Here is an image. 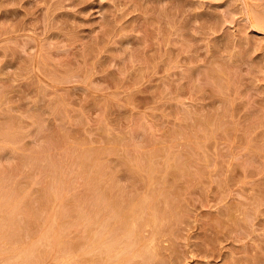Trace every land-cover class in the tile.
<instances>
[{"label": "rangeland", "instance_id": "1", "mask_svg": "<svg viewBox=\"0 0 264 264\" xmlns=\"http://www.w3.org/2000/svg\"><path fill=\"white\" fill-rule=\"evenodd\" d=\"M66 221L110 264H264V0H0V263L63 264Z\"/></svg>", "mask_w": 264, "mask_h": 264}, {"label": "bare ground", "instance_id": "2", "mask_svg": "<svg viewBox=\"0 0 264 264\" xmlns=\"http://www.w3.org/2000/svg\"><path fill=\"white\" fill-rule=\"evenodd\" d=\"M75 205V204H74ZM79 206V205H78ZM113 206V205H112ZM114 206H115V204H114ZM117 207V206H116ZM116 207H115V209H116ZM68 208V207H67ZM114 208V207H113ZM119 208V207H118ZM140 208V207H139ZM68 210V209H67ZM79 210V209H78ZM72 211V210H71ZM81 209H80V214H81ZM75 212V211H74ZM63 213V212H62ZM79 213V212H78ZM144 213V212H143ZM119 214H120V212H119ZM118 214V215H119ZM133 214H135V213H133ZM68 215V214H67ZM82 215H84V214H81V216ZM85 215H86V213H85ZM127 215V214H126ZM138 215V214H137ZM139 215H140V213H139ZM138 215V216H139ZM144 215V214H143ZM146 215V214H145ZM157 215V214H156ZM155 215V216H156ZM89 216V215H88ZM116 216V215H115ZM114 216V217H115ZM120 216V215H119ZM122 216V215H121ZM132 216V215H131ZM131 216H130V218H131ZM137 216V217H138ZM141 216H142V214H141ZM140 216V217H141ZM155 216H154V218H155ZM85 217V216H84ZM95 217V216H94ZM123 217V216H122ZM61 218V217H60ZM64 218V217H63ZM130 218H128V220L130 219ZM117 220H119L118 218H116ZM127 219V218H126ZM125 219V220H126ZM148 219V218H147ZM146 219V220H147ZM157 218H155V220H156ZM74 220V219H73ZM87 220V219H86ZM128 220L127 221H125L126 223L128 222ZM132 220V219H131ZM68 221V220H67ZM66 221V225L65 226H63V228L65 229L64 231H63V234H62V239L61 238H59V239H61V241H65V248L64 249H61V250H63L64 252H65V254L64 253H62V254H64L65 256H67V258L65 257V256H63V257H65L68 261H70V262H68V263H72L73 264V262L75 263V264H80V262H81V260L82 259H84V258H86V256H89V255H91V256H96V260H95V264L97 263V264H110V260L112 261L113 259L112 258H114V257H112V258H110L109 256H110V250L112 249V243L109 241V239H104L103 237H99L97 234L98 233H100V231L98 232H95L94 231V233L95 234H92L93 233V231H91L90 232V230H88V229H86V230H84L83 232L86 234V236L84 235V233L83 232H79V228H77L78 226H80L81 224H80V222H78L79 223V225H78V223H77V227L75 226L74 228H75V230L80 234V233H82L81 235H79V234H77V236L75 235V237H73L72 236V228H73V226H71V223L70 222H67ZM74 221H76V220H74ZM80 221H82V220H80ZM102 221V220H101ZM120 221V220H119ZM130 221V220H129ZM134 221H138V220H133V222ZM142 221H143V219H142ZM73 222V221H72ZM117 223H118V221H116ZM129 223V222H128ZM127 223V224H128ZM154 222H152V224H153ZM161 223V222H160ZM60 224V223H59ZM76 224V223H75ZM93 224H95V223H93ZM115 224V223H114ZM135 224H136V222H135ZM135 224H132V225H135ZM154 224H156V222L154 223ZM153 224V225H154ZM5 225V224H4ZM100 225H103V224H100ZM116 225V224H115ZM114 225V228L113 229H115L116 228V226ZM124 225V224H123ZM126 225V224H125ZM124 225V226H125ZM139 225V224H138ZM82 226L84 227V225L82 224ZM87 226H88V224H87ZM91 226H92V223H91ZM112 226V225H111ZM158 226V225H157ZM2 227H3V225H2ZM1 227V228H2ZM5 227V226H4ZM29 227V226H28ZM94 227V226H93ZM97 227H99V226H97ZM101 227V226H100ZM107 227V226H106ZM136 227H137V225H136ZM149 227V226H148ZM41 228V227H40ZM59 228H60V226H59ZM62 228V229H63ZM91 228V227H90ZM105 228V227H104ZM108 228V227H107ZM118 228V227H117ZM120 228V227H119ZM119 228H118V230H119ZM122 228V227H121ZM124 229H125V227H123ZM122 228V229H123ZM159 228V227H158ZM72 229V230H71ZM81 229H82V227H81ZM112 229V228H111ZM134 229H135V227H134ZM133 229V230H134ZM164 229V228H163ZM7 230V229H6ZM9 230V229H8ZM99 230H101V229H99ZM132 230V231H133ZM139 230V229H138ZM137 230V231H138ZM154 230V229H153ZM23 231H25V230H23ZM125 231V230H124ZM135 231V230H134ZM4 232V231H3ZM73 232H75V231H73ZM109 232H111L110 231V229H109ZM126 232V231H125ZM159 232V231H158ZM27 233V235L28 234H30V233H28V232H26ZM62 232H60L59 233V236L58 237H61V234ZM88 233L89 234H92V235H88ZM108 233V232H107ZM114 233H115V231H114ZM121 233V232H120ZM132 233V232H131ZM130 233V234H131ZM143 233V232H142ZM8 234V233H7ZM13 234V233H12ZM103 234H104V231H103ZM129 234V235H130ZM134 234V233H133ZM138 234H139V232H138ZM138 234H134L133 236H135V237H132V241H136V240H138V242H137V244H139L140 243V239H139V237L141 236H139ZM159 234V233H158ZM126 235V234H125ZM136 235H137V237H136ZM160 235V234H159ZM7 236V235H6ZM14 236V235H13ZM64 236V237H63ZM104 236V235H103ZM127 236V235H126ZM10 237V236H9ZM105 237V236H104ZM115 237V236H114ZM122 237H123V235H122ZM121 237V238H122ZM32 238V237H31ZM105 238H107V237H105ZM125 238V237H124ZM150 238V237H149ZM158 238V237H157ZM116 239V238H115ZM123 239V238H122ZM26 240V239H25ZM30 240V239H29ZM54 240V239H53ZM73 240H75V241H73ZM111 240H113L114 241V239H111ZM118 239H116L115 240V244H117V241ZM121 240V239H120ZM131 240V239H130ZM142 240V239H141ZM37 241V240H36ZM35 241V242H36ZM72 241L73 242H75V243H72ZM150 241V240H149ZM12 242H13V240H12ZM32 242V241H31ZM38 242H39V240H38ZM37 242V243H38ZM134 242H132V243H134ZM145 242V241H144ZM153 242V241H152ZM155 242V241H154ZM40 243V242H39ZM54 243V242H53ZM114 243V242H113ZM34 244V243H33ZM55 244H58V239L56 240V243ZM64 244V243H63ZM135 244V243H134ZM134 244H132V245H134ZM157 244V243H156ZM1 245V244H0ZM32 245V244H31ZM41 245V244H40ZM14 246V245H13ZM35 245H33L32 246V248L34 247ZM37 246V245H36ZM35 246V247H36ZM39 246V245H38ZM41 246H43V245H41ZM56 246V245H55ZM125 246H126V244H125ZM137 246V245H136ZM139 246V245H138ZM138 246H137V248H138ZM15 247V246H14ZM14 247L13 248H11L12 250H11V252L10 251H8L9 250V248H8V252L6 253V254H3V255H5V259L0 263V264H16V262H17V258H18V260L20 259V258H22V255H25V257H26V255L27 254H22V252H21V254L22 255H20V253H19V250H17V249H15L16 251H18V253H16V254H18L17 256H19V257H17L16 256V254L15 255H11V254H8L9 252L10 253H12L13 254V250H14ZM35 247H34V249H35ZM57 247H59V244H58V246ZM61 248H62V246H60ZM59 247V248H60ZM115 247V246H114ZM113 247V248H114ZM117 247V246H116ZM115 247V249H117ZM140 247V246H139ZM153 247V246H152ZM155 247V246H154ZM28 248H31V246L29 247L28 246ZM31 248V249H32ZM42 248V247H41ZM130 248V247H129ZM141 248V247H140ZM26 249V247L23 249V250H25ZM44 249H45V247H44ZM53 249H54V247H53ZM123 249V248H122ZM157 249V248H156ZM14 250V251H15ZM22 250V251H23ZM29 250V249H28ZM33 250V249H32ZM36 250V249H35ZM56 250V249H55ZM29 251H31V250H29ZM40 251V250H39ZM38 251V252H39ZM42 251H43V253H44V250H43V248H42ZM58 251H60V250H57V253H58ZM63 251H61V252H63ZM101 251V252H100ZM112 251V250H111ZM153 251V250H152ZM3 252V251H2ZM5 252V251H4ZM37 252V254H40V253H38ZM53 252V251H52ZM61 252H59V253H61ZM99 252H100V254H99ZM104 252V253H103ZM114 252V251H113ZM125 252H127V251H125ZM124 251H123V253L122 252H120V254L122 255V256H120L119 257V255H117L120 259V261H121V259L122 260H124L125 262H128V258L126 257V256H128L127 255V253H125ZM33 253V252H32ZM46 253H47V251H46ZM152 253V252H151ZM154 253V252H153ZM54 254V253H53ZM132 254V253H131ZM43 255H45V254H42V255H39V256H42V257H44ZM133 255V254H132ZM151 255V254H150ZM15 256V257H14ZM29 256H30V252H29ZM31 256H32V254H31ZM136 256H138V255H136ZM135 256V258H137ZM2 257V256H1ZM24 257V258H25ZM42 257H41V259H42ZM60 257H62L61 255H60ZM121 257H123V258H121ZM131 257V256H130ZM23 258V259H24ZM31 258H33V257H31ZM22 259V260H23ZM28 259V257L26 258V260ZM35 259V258H34ZM45 259V258H44ZM43 259V260H44ZM62 259V258H61ZM22 260H21V263H22ZM32 260V259H31ZM37 260V259H36ZM67 260H65V261H67ZM93 260V261H94ZM136 260V259H135ZM14 263H13V262ZM16 261V262H15ZM28 261H30V260H28ZM28 261H26L25 263H28ZM52 261V260H51ZM64 261V262H65ZM73 261V262H72ZM87 263L89 262V260L87 259V260H85ZM37 263H39L38 261H36ZM63 262V261H62ZM64 262H63V264H64ZM125 262H122V264L123 263H125ZM24 263V262H23ZM36 263V264H37ZM67 263V264H68ZM90 263H91V261H90ZM89 263V264H90ZM119 263V262H118ZM18 264V263H17ZM66 264V263H65ZM111 264H112V262H111ZM126 264V263H125Z\"/></svg>", "mask_w": 264, "mask_h": 264}]
</instances>
